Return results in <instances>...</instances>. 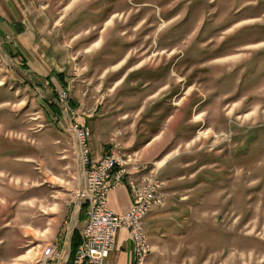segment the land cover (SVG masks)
<instances>
[{
    "label": "rangeland",
    "instance_id": "rangeland-1",
    "mask_svg": "<svg viewBox=\"0 0 264 264\" xmlns=\"http://www.w3.org/2000/svg\"><path fill=\"white\" fill-rule=\"evenodd\" d=\"M161 1L0 0V264H40L45 260L42 250L50 244L47 236L65 241L78 225L76 193L83 174L78 188L81 162L73 155L68 109L81 121L95 107L115 106L120 87L127 86L132 73L139 93L143 84L147 90L152 72L147 68L146 30L161 27L165 33L170 28L157 21ZM178 1L188 6L191 26L180 32L177 45L193 56V45L200 42L231 43L232 49L214 57L242 49L245 54L228 65L243 70L229 68L232 73L219 82L231 104L224 121H219L220 105L211 114L195 116L185 105L187 99L163 97L164 114H179L170 126L161 121L153 125L169 129L170 139L167 131L160 140H168V146L154 157L150 170L135 154L133 161L124 160L132 179L144 185L156 179L165 192L163 205L142 219L149 248L143 264H264V58L256 56L264 49V0ZM195 10L202 14L192 20ZM152 19L159 24L148 28ZM210 22L213 30L204 34ZM45 29L52 32L50 56L56 60L46 59L41 47L29 48L30 32ZM121 74L127 75L117 85ZM154 77L157 85L164 83L161 69ZM65 78L71 93L63 115L57 100L60 92L68 91ZM165 92L161 88L162 96ZM237 109L250 112L236 116ZM115 126L122 132L120 139L128 136V128L119 122ZM163 163L178 167L170 182L158 174ZM143 165L148 175L135 177ZM151 215L159 219L147 229L145 220ZM55 244L63 256L58 264H66L70 247ZM134 255L137 264L135 245Z\"/></svg>",
    "mask_w": 264,
    "mask_h": 264
},
{
    "label": "built area",
    "instance_id": "built-area-1",
    "mask_svg": "<svg viewBox=\"0 0 264 264\" xmlns=\"http://www.w3.org/2000/svg\"><path fill=\"white\" fill-rule=\"evenodd\" d=\"M67 92H60L57 100L63 115L67 112ZM68 114L71 116L68 130L75 138L83 174V184L76 197L80 206H84L86 221V228L79 230L81 243L72 264H104L120 228L129 231L135 245L137 264H143L142 244H146V233L142 219L150 209L163 205L165 192L162 184L156 179L145 185L132 179V172L122 164L124 160L130 162L134 158L132 154L122 155L119 151V139L122 136L120 130H116L111 137L108 149L99 158H92L90 146H87V139H90L89 128L79 120L75 111L68 109ZM123 185L128 188L131 199L129 210L125 214L114 212L108 207L109 193ZM62 259V251L58 250L55 243H50L49 253L40 264H58Z\"/></svg>",
    "mask_w": 264,
    "mask_h": 264
},
{
    "label": "crops",
    "instance_id": "crops-1",
    "mask_svg": "<svg viewBox=\"0 0 264 264\" xmlns=\"http://www.w3.org/2000/svg\"><path fill=\"white\" fill-rule=\"evenodd\" d=\"M51 33L52 32L50 30L46 29L43 32L40 30H36V33H34L33 35L30 32L32 41H30L29 43V48L32 49L36 46L41 47V52L46 56V59L50 58L56 60L53 55L50 56V48L53 47L54 49L52 40L53 38L50 37L53 36ZM36 37L39 38L37 39ZM92 44L85 46V48H83V51H87V49ZM131 73L132 70L130 71V74ZM126 75L121 74L120 76H118L119 80H117L116 82L117 85H122V81L125 79ZM132 76L133 73L130 75L126 87H120L119 92L117 93V98L115 97V101H113V104H115V106L108 105L106 107H98L97 109L95 107L94 109H92V112L90 114H87L86 117L81 119V122L86 124L91 130V141L89 142L90 139H88V145L91 147V154L93 158H99L106 151L110 143L109 139L111 137V134L114 133L117 128L115 125H117V122H119L122 127L129 129L127 130L128 132L126 131V133H128V136L122 137L119 140V150L121 154H135V157H137V159L139 158V162L141 164L145 163L146 165H148V170H150L153 168L152 166L154 163V157L156 155L162 154L163 150L166 148V144L168 146V140L171 137V133H169L168 131L169 129L165 130L164 128H162L163 124L167 123L170 126V122L172 120H179V114L177 112L175 114H172L171 116L164 114V104L163 97L161 95V89L158 90V93L156 95H149L148 91L145 89V84H143L141 92L139 93L137 87H135V83L137 84L138 80L133 79ZM64 82L69 93H71L70 87H68V84L66 82V78L64 79ZM60 83H62V80L60 81ZM116 103H120V106H116ZM58 104L59 103H57V105ZM154 106L157 107L154 108ZM96 110L97 112L95 113ZM155 120L156 122L153 123V121ZM160 121L162 126L160 125L161 127H156V129H154L153 125L157 126L158 122ZM62 127L63 126H61V128ZM167 131V143L165 142L162 144L160 140L161 138L166 137L165 134ZM73 143L75 142L73 141ZM73 155L77 160H79L78 154L76 152V147ZM145 167L143 165V167L140 168L139 171H136V173H134V176L138 178L143 175H148V170L142 171V169H145ZM159 167L160 168L158 174H160V177L164 182H170V173L172 175H175L176 169L178 168L177 165L171 167V165L167 166L166 163L161 164ZM76 175L78 176L77 179L79 188L82 183L81 168L78 169ZM130 205V195L128 188L125 185L120 186L109 193L108 207L111 210L117 213H124L129 209ZM76 207L81 211L82 206H80V203L77 204ZM50 210H53V207ZM78 213V225H76V227L74 228L79 231L80 228H84L85 221L82 223L84 214L80 218V212ZM157 218L159 219V217L156 215H151L146 218L145 224L147 229L152 226ZM73 230H71V234L67 235L65 241L57 239L56 235H48V232L46 233V235H48L47 239H49V243H57L58 245L59 243L65 244L68 250L70 247V238L72 236ZM104 264H135L134 245L126 229L120 228L118 230L115 248L110 251L104 261Z\"/></svg>",
    "mask_w": 264,
    "mask_h": 264
},
{
    "label": "flooded vegetation",
    "instance_id": "flooded-vegetation-1",
    "mask_svg": "<svg viewBox=\"0 0 264 264\" xmlns=\"http://www.w3.org/2000/svg\"><path fill=\"white\" fill-rule=\"evenodd\" d=\"M149 6L154 7L153 2L147 3ZM161 13H158L157 21H165L170 25V28L167 29L165 33L161 27L156 28V30L147 29V52L148 54V71H151V76L147 77V90L151 95L155 94L159 89L164 88L165 93H163L162 97H165L166 100H170V97L175 95L178 99H183L186 101L185 105H189L190 111H192V115H205V113L211 114L213 108H218V105L221 106L222 112H220L219 116L222 121H224L223 115H226L228 112H224V110L231 105L230 102L227 101L228 93L223 94L222 90L219 88V82L223 80V78L230 72L229 68H235L234 71L239 69V72L243 69L239 67H232L228 65V60L231 58H236L243 53L241 50H236L232 53H227L223 56L214 57L217 55V52H221L223 50L232 49L231 43H226L221 46H214L212 44L202 45L201 42L197 45H193L196 49V54L191 56L187 54V49L180 48L177 41V38L180 32L184 31V29L188 28L190 25V18H187V8L186 4L181 3L178 0H162L161 1ZM182 11L184 17L181 21H176L177 17L181 15ZM189 12V11H188ZM201 11L197 12L196 10L193 12L194 20L197 16H201ZM160 16L162 19H160ZM191 20V23H192ZM158 25L159 22H156L152 19L148 24V28L151 26ZM156 25V26H157ZM211 30H213V23L210 22L204 34H211ZM156 32V36L154 34ZM199 32L198 34H200ZM198 39V38H196ZM193 42L192 44H194ZM202 47V48H201ZM257 52V51H256ZM257 58H264V49L259 50V55H256ZM155 57V58H152ZM157 59L159 61L157 65L153 66L152 63ZM208 58H211L208 60ZM151 60V62H150ZM213 60H217L221 62L219 67L216 66H208L207 64ZM264 63V59H262ZM221 69L220 73L215 71L216 69ZM163 71L164 83L162 85H157L154 74L159 70ZM219 73V74H218ZM154 77V78H152ZM224 85V84H223ZM191 92L188 93V96H185V93L188 89H191ZM184 93V95H183ZM185 96V97H184ZM182 100V101H183ZM225 101V102H224ZM236 103L233 102L232 105ZM205 105L208 106V109L205 108ZM168 108L171 107L168 104ZM174 109V108H172ZM169 110V109H167ZM183 110V108H182ZM210 110V111H209ZM237 115H244L249 113V110H245L240 112L237 109ZM185 113L189 114L188 111ZM206 123L198 124V127H203Z\"/></svg>",
    "mask_w": 264,
    "mask_h": 264
},
{
    "label": "trees",
    "instance_id": "trees-1",
    "mask_svg": "<svg viewBox=\"0 0 264 264\" xmlns=\"http://www.w3.org/2000/svg\"><path fill=\"white\" fill-rule=\"evenodd\" d=\"M84 214V206L81 207V211H80V218L83 216ZM80 245V236H79V231L77 229H75L72 233L71 236V242H70V256L68 258V261L66 264H71L72 259L78 249Z\"/></svg>",
    "mask_w": 264,
    "mask_h": 264
},
{
    "label": "bare ground",
    "instance_id": "bare-ground-1",
    "mask_svg": "<svg viewBox=\"0 0 264 264\" xmlns=\"http://www.w3.org/2000/svg\"><path fill=\"white\" fill-rule=\"evenodd\" d=\"M84 228H86V221H85V226ZM149 248L147 245V241L146 244H142V261L144 263V260L148 254ZM49 253V245H47L46 247H44V249L42 250V257L45 259L46 254Z\"/></svg>",
    "mask_w": 264,
    "mask_h": 264
}]
</instances>
